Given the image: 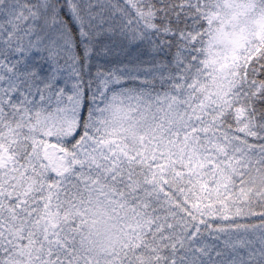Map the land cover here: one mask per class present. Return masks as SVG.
<instances>
[{"label": "snow or ice", "instance_id": "1", "mask_svg": "<svg viewBox=\"0 0 264 264\" xmlns=\"http://www.w3.org/2000/svg\"><path fill=\"white\" fill-rule=\"evenodd\" d=\"M0 264H264V0H0Z\"/></svg>", "mask_w": 264, "mask_h": 264}]
</instances>
